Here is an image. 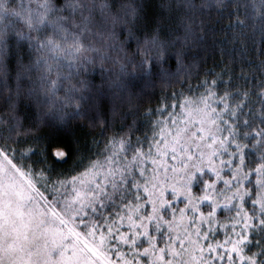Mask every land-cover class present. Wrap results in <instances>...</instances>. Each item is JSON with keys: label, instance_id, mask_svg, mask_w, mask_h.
<instances>
[{"label": "snow or ice", "instance_id": "snow-or-ice-1", "mask_svg": "<svg viewBox=\"0 0 264 264\" xmlns=\"http://www.w3.org/2000/svg\"><path fill=\"white\" fill-rule=\"evenodd\" d=\"M162 7L167 23L146 0H0V264H264V47L249 70L192 73L209 24L264 41V0ZM171 58L180 88L141 111L135 81ZM109 106L118 129L86 145L82 170L29 163L47 159L32 147L47 117L107 132Z\"/></svg>", "mask_w": 264, "mask_h": 264}, {"label": "trees", "instance_id": "trees-1", "mask_svg": "<svg viewBox=\"0 0 264 264\" xmlns=\"http://www.w3.org/2000/svg\"><path fill=\"white\" fill-rule=\"evenodd\" d=\"M197 2H199V0H197ZM167 3H169V0H146V11L150 15L164 16L165 23H167L169 12L162 7ZM173 23L175 24L178 22L173 20ZM226 23L227 20L223 21L221 24H209L207 35L199 42L198 47L193 48V52L196 54V60L192 67L193 75L197 72L203 75L205 71L210 69L219 73L226 65L233 68L235 72L238 73L239 65L242 62L246 70H249L247 65L248 58H255V49L257 47H264V41H262L259 30L253 31L251 27L245 30L243 38L244 44L241 45L239 41L234 44L232 42L231 30L228 31L227 36H225L224 31L221 30L223 24ZM244 47L247 48V52L242 51ZM178 70L179 66L175 58H171L167 64L163 65V71L159 65L157 66V74L151 78V81H145L139 78L135 81V90L137 92L143 90L147 93L144 97L141 111H143L144 107L149 106L150 103L152 105L155 104V99L153 98L150 102L149 96H159L162 88L168 90H171L172 87L176 89L180 88V84L175 82ZM180 74L183 75V72L181 71ZM87 79L91 84H101L102 74L99 65L96 66L94 71H90L87 74ZM170 80L172 81L171 87L169 84ZM26 111L29 119L39 115V112H35L31 107L27 108ZM68 111L71 112L72 109H68ZM89 115H93V113L90 112ZM95 115H97L98 120H103L105 116H107L111 121L112 128L107 132H102L103 125L99 122L94 124L91 120L72 116L66 117L63 121H58L53 117H47L38 125L36 130V135L39 136L40 139L32 145L34 149L46 148L47 151L45 155L47 159L45 164H40L41 153L37 151L35 156H31L29 163L37 161V168L44 166L51 167L55 170L56 174H72L74 170H82L81 160L87 154L86 145L91 146L94 138L100 139L102 135H111V132L118 129L120 124V119L118 117L115 119L113 118L110 106L107 108L106 112ZM128 119L130 120L131 117H128ZM57 147L63 148L67 152L65 162H57L52 158V149ZM28 155L31 154L29 153ZM83 162L87 163L86 160Z\"/></svg>", "mask_w": 264, "mask_h": 264}, {"label": "water", "instance_id": "water-1", "mask_svg": "<svg viewBox=\"0 0 264 264\" xmlns=\"http://www.w3.org/2000/svg\"><path fill=\"white\" fill-rule=\"evenodd\" d=\"M52 156V155H51ZM53 158V157H52ZM67 158V157H66ZM55 161H57V162H65L66 161V159H62V158H53Z\"/></svg>", "mask_w": 264, "mask_h": 264}, {"label": "rangeland", "instance_id": "rangeland-1", "mask_svg": "<svg viewBox=\"0 0 264 264\" xmlns=\"http://www.w3.org/2000/svg\"><path fill=\"white\" fill-rule=\"evenodd\" d=\"M78 158H79V157H78ZM72 174H74V173H72ZM64 175H71V174L67 173V174H64Z\"/></svg>", "mask_w": 264, "mask_h": 264}]
</instances>
